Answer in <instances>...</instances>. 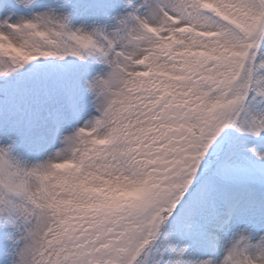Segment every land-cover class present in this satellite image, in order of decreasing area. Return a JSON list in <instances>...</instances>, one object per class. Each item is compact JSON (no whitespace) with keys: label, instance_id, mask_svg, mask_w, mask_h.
<instances>
[{"label":"snow or ice","instance_id":"snow-or-ice-1","mask_svg":"<svg viewBox=\"0 0 264 264\" xmlns=\"http://www.w3.org/2000/svg\"><path fill=\"white\" fill-rule=\"evenodd\" d=\"M0 264H264V0H0Z\"/></svg>","mask_w":264,"mask_h":264}]
</instances>
